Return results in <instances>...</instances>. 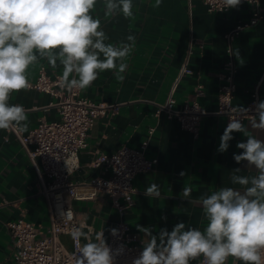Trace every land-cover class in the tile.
<instances>
[{
    "label": "crops",
    "instance_id": "0c3cea01",
    "mask_svg": "<svg viewBox=\"0 0 264 264\" xmlns=\"http://www.w3.org/2000/svg\"><path fill=\"white\" fill-rule=\"evenodd\" d=\"M133 15L125 18L122 13L105 16V0H97L92 15L101 20V28L108 36L106 43L127 42L128 35L135 36V45L124 61L128 68L120 82L114 70L100 72L84 96L94 102L116 104L115 111L98 116L88 131L86 146L78 153V167L69 175L73 182H85L105 174L103 166H93L99 153H111L126 145L138 148L147 138L148 127L154 126L145 149L147 158L156 163L132 180L135 188L132 208L122 214L104 193L93 199L72 200L71 207L83 231L91 239L104 230L105 239L110 227L119 219L124 220L142 244L144 234L136 225L151 227L154 234L161 228L171 231L178 222L203 228L207 224L203 209L197 201L221 187L240 188L231 182V173L239 168V175L255 176L247 161L239 164L233 154L242 150L237 142L246 141L242 133L234 132V139L225 153L217 151L220 136L229 119L215 113L217 88L226 57L224 34L252 16L254 5L242 2L238 9L208 11L202 0H132ZM261 17L251 26L241 29L232 41L235 63V93L233 103L244 105L258 85V101L264 100V0L259 3ZM186 62L191 73H183L174 89V107L194 99L196 84L202 85V95L195 98L207 111L199 121L197 133L183 129L175 118L160 113L156 119L157 104L167 98L171 86ZM43 66L48 75L62 73V66L53 69L46 59H38L29 66L27 76L33 82ZM263 76V78H262ZM54 98L33 88L14 92L10 104L23 105L28 114V129L39 120L51 121L58 117ZM255 118V117H253ZM242 122L258 139L264 141V130L252 129L249 120ZM27 129V130H28ZM4 137H7L5 141ZM184 171L185 176H180ZM152 183L160 186V198L147 197L145 189ZM184 186L192 188L190 200L182 198ZM23 217L46 225L48 212L45 200L38 191V176L33 163L12 134L0 130V263L12 262L14 239L5 223ZM166 217V219H164ZM67 246L69 237L62 235ZM82 243H85L83 239ZM190 264H200L199 258ZM226 264H234L229 257ZM236 264H242L237 260Z\"/></svg>",
    "mask_w": 264,
    "mask_h": 264
},
{
    "label": "clouds",
    "instance_id": "9594fccd",
    "mask_svg": "<svg viewBox=\"0 0 264 264\" xmlns=\"http://www.w3.org/2000/svg\"><path fill=\"white\" fill-rule=\"evenodd\" d=\"M97 0H0V130L18 127L28 129V114L23 105L10 104L14 92L30 87L27 72L38 59H46L56 69L62 66L60 87L68 92L86 90L97 80L100 72L114 70L123 82L128 65L124 61L132 52L135 36L127 42L106 43L109 39L101 28V20L91 14ZM162 0H156L159 7ZM242 0H223V9H238ZM132 0H105V13L125 18L133 15ZM222 9V10H223ZM235 115L220 136L217 151L225 153L239 132L247 137L234 153L239 164L247 161L257 175H239L241 169L231 173L235 187H221L202 195L197 203L203 209L206 226L203 230L176 223L171 231L161 228L154 234L151 227L137 224L144 234L143 248L132 264H190L203 257L201 264H226L234 257L242 264H264V141L258 139L240 117L249 111L238 105ZM255 118L249 120L252 129L264 130V100L255 105ZM7 141V137H4ZM180 176L186 173L181 171ZM192 188L184 186L182 198L190 200ZM147 197L160 198V186L150 184L144 192ZM61 219L71 220L70 211L60 210ZM166 219V217L164 218ZM110 233L119 235L117 228ZM74 241H86L75 253V264H115L116 257L125 251L123 244L113 249L106 242L104 230L91 239L80 227H73Z\"/></svg>",
    "mask_w": 264,
    "mask_h": 264
},
{
    "label": "built area",
    "instance_id": "2783aa9c",
    "mask_svg": "<svg viewBox=\"0 0 264 264\" xmlns=\"http://www.w3.org/2000/svg\"><path fill=\"white\" fill-rule=\"evenodd\" d=\"M202 1L208 11L229 9H223V0ZM242 2L254 5V11L248 21L235 25L224 34L226 57L219 75L220 82L216 97L215 113L225 115L229 120L232 115H235L231 110L238 106L233 103L236 68L232 41L241 29L254 25L261 17L260 0H242ZM183 73H191L186 62L180 69L165 101L157 104L154 116L157 119L163 112L167 118H175L183 129L196 134L201 117L207 113L195 99L202 95V85L196 84L192 101H185L179 108H175L173 93ZM61 76L62 73L48 75L44 67L40 66L34 81L29 82L30 88L47 93L55 99L54 105L57 108L58 117L51 121L39 120L27 131H21L18 127L6 131L13 135L26 157L35 166L38 191L45 200L48 212V222L44 226L23 217H17L5 223L9 234L14 239L15 247L12 262L9 264H75V253L83 243L82 240L74 241L71 236L73 227L81 228L71 207V201L93 199L98 193H104L122 214L130 210L134 204L135 188L132 185L134 176L149 170L156 163V158H147L144 154L149 136L154 131V126H150L147 130V138L138 148L123 145L109 154L99 153L93 158L91 164L102 165L105 174L85 182L71 181L69 175L79 165L78 153L87 144L89 129L98 116L112 114L116 104L106 101L94 102L81 96L79 89L66 91L60 87ZM257 88L258 85L251 99L242 105L249 111L240 117L241 120L257 115L255 111V105L259 102ZM60 210L70 211L71 220L61 219ZM111 228H117L119 235L112 236ZM110 229L107 233V244L113 249L121 244L125 246L124 253L116 257L115 264H132L133 259L137 258L142 251L141 243L122 219L116 221ZM62 235L69 237L70 246L65 244ZM232 258L233 263L236 264L237 259ZM202 261L203 257H200L199 263L201 264Z\"/></svg>",
    "mask_w": 264,
    "mask_h": 264
}]
</instances>
